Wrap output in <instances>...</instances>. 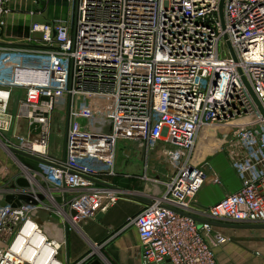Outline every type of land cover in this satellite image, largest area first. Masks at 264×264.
<instances>
[{"label": "built area", "instance_id": "built-area-1", "mask_svg": "<svg viewBox=\"0 0 264 264\" xmlns=\"http://www.w3.org/2000/svg\"><path fill=\"white\" fill-rule=\"evenodd\" d=\"M26 44L0 46V103L10 114L21 94L15 116L30 131L13 130L3 145L53 166L40 172L19 162L30 187L2 190L0 264H66L68 232L120 200L119 190L96 182L117 175L120 147L126 159L142 151L143 179L162 189L128 222L142 264H219L209 221L264 225V0H78L74 26L34 23ZM77 97L93 101L80 128L72 122ZM63 108L67 155L55 159L52 128ZM205 130H214V153L227 155L241 188L201 209L199 191L223 186L210 177L211 157L196 158ZM19 194L38 204H2Z\"/></svg>", "mask_w": 264, "mask_h": 264}, {"label": "crops", "instance_id": "crops-1", "mask_svg": "<svg viewBox=\"0 0 264 264\" xmlns=\"http://www.w3.org/2000/svg\"><path fill=\"white\" fill-rule=\"evenodd\" d=\"M55 1L58 2V0H8L4 5V12L0 15V46H28L26 38L31 26L37 22L62 19L74 26L78 0H62L66 11L60 14L50 11L51 6L56 4ZM20 96L23 97L21 94ZM0 97L5 99L3 93H0ZM3 102L0 103V112L7 104L6 100ZM92 102L90 98L77 97L74 100V110L81 106L85 114L92 107ZM21 120H19L21 123L16 122L15 130L27 136L30 132L28 122L25 119ZM85 120L84 118L83 125L86 123ZM72 122L76 124L78 119ZM65 142L66 136L64 150ZM3 148L0 147V196L2 190L10 189L22 175L19 162L24 165H30L25 164L24 160L33 162L39 165L38 169L48 166L26 157L15 158ZM122 150L120 147L117 154V175L108 182V185L121 192L119 202L103 213L101 218L98 219V214L95 218L86 219L80 223L79 228L68 232L67 250L61 257L64 263L76 264L89 257L84 264H94L96 261L102 264H142L139 234L134 226L128 225V222L150 205L151 196L160 193L162 189L143 179L146 174V159L142 151L135 149L132 157L126 159L122 155ZM200 158L204 157L200 155ZM210 163L213 169L210 177L219 175L223 180V186L208 182L199 191L196 200L201 209L212 207L226 194L235 193L241 188V182L226 154L215 152ZM160 173H163V169ZM151 186L158 192L149 194L148 190ZM213 233L216 235L215 252L219 264H264V229L213 226ZM166 264H170L169 261Z\"/></svg>", "mask_w": 264, "mask_h": 264}, {"label": "rangeland", "instance_id": "rangeland-1", "mask_svg": "<svg viewBox=\"0 0 264 264\" xmlns=\"http://www.w3.org/2000/svg\"><path fill=\"white\" fill-rule=\"evenodd\" d=\"M55 2H56V4H54L50 8L51 13H58V14L65 13L66 10H65V6L63 5V1L58 0V2L57 1H55ZM220 55L223 58H227L229 56L228 46L224 43H221V45H220ZM20 99H21V96L19 94V96L18 95L16 96L15 101L14 100L11 101L13 103H11V104L9 103V106L7 105L8 110H11L10 114H9V111L7 113H4L3 110L0 112V144L1 145L4 144V138L6 136L7 137L10 136L12 131L15 130V128L17 127L16 122L17 121H18V123L20 122L19 119H17L15 116ZM12 116H13V119H12ZM57 116H58V122L59 123H56L55 125H53V128H52V135H51V141H50V155L52 157H54L55 159H62L64 156L63 155V150H64L63 145H64V141H65L66 127H67V110H66V108H63L62 111L59 112ZM84 118H85L84 111L81 109V106H78L74 110V114H72V120L78 119V123L75 124L76 128H79L80 126L83 125L82 122H83ZM21 121L24 122L23 120H21ZM5 124H9V127H11V132H9V133L3 132V128H4ZM20 135H22V134H20ZM216 144L217 143H215L214 146H216ZM218 146H220V142L218 143ZM0 147H2V146H0ZM7 153L9 154V152H7ZM10 155H12V154H10ZM13 157H15V156H13ZM24 163L30 164V165H26V166H29L33 170H36V171L46 172L48 170V168L38 169L39 165H36L33 162H28V161L24 160ZM107 180L109 182L110 178H108Z\"/></svg>", "mask_w": 264, "mask_h": 264}, {"label": "water", "instance_id": "water-1", "mask_svg": "<svg viewBox=\"0 0 264 264\" xmlns=\"http://www.w3.org/2000/svg\"><path fill=\"white\" fill-rule=\"evenodd\" d=\"M223 2L221 3V7H220V13H221V17L223 16ZM69 116H70V111L68 113V119H67V123L69 124ZM68 124H67V132H66V142H65V150H64V158H66V155H67V149H66V143H67V133H68ZM31 132L33 134H39L41 132V127L38 125V124H33L31 125ZM0 146H2L0 144ZM8 152L10 154H12L13 156L15 157H18V156H21V157H26V158H29V159H32L34 161H37V162H40V163H43L45 165H49V166H53L52 163L48 162V161H45L39 157H36L34 155H31L27 152H24V151H20V150H17V149H14V148H9L8 149ZM98 182L99 184L101 185H104V186H107V187H110V188H113L115 190H118L116 189L115 187L111 186V185H108V184H105V183H102L100 181H96ZM16 186H19V187H23V188H27V187H30V182L28 179H26L25 177H20L17 181H16V184H13L11 186V188H15ZM39 199L42 201L44 200V197L42 195H39L38 196ZM19 201H23L25 203H28V204H38V201L35 200L34 198H32L30 195H27V194H19L17 196V199L14 195H6L5 197V201L2 202V204H13L14 202L19 204ZM16 205V204H14ZM71 214L72 216H76V212L74 211H71ZM103 216V213H100L98 215V219L101 218ZM198 220V219H197ZM210 225L212 226H217V227H231V228H245V229H264V225H226V224H222V223H219V222H208ZM94 264H102L100 263V261H96Z\"/></svg>", "mask_w": 264, "mask_h": 264}, {"label": "bare ground", "instance_id": "bare-ground-1", "mask_svg": "<svg viewBox=\"0 0 264 264\" xmlns=\"http://www.w3.org/2000/svg\"><path fill=\"white\" fill-rule=\"evenodd\" d=\"M214 135H215L214 130H207V131L205 130L203 132L202 138H201L200 143H199V145L197 147V150H196V158L198 160L203 161L208 156L212 157L213 154H214V150L216 148H219V146H218L219 142H217L213 138H211ZM215 143H217L216 146H214ZM2 147L5 148V146L3 144H2ZM35 149L38 150V151H42L43 150V148L40 147L39 145H35ZM6 151L8 152L7 149H6ZM200 155H202L204 158L201 159ZM156 191L158 192V190L157 189L155 190L152 186L148 190L149 194L152 193V192H156Z\"/></svg>", "mask_w": 264, "mask_h": 264}]
</instances>
